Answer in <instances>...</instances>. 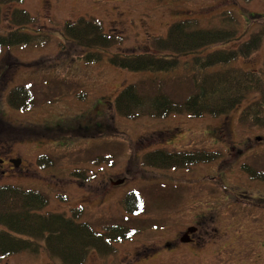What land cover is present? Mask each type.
<instances>
[{"label":"rangeland","instance_id":"1","mask_svg":"<svg viewBox=\"0 0 264 264\" xmlns=\"http://www.w3.org/2000/svg\"><path fill=\"white\" fill-rule=\"evenodd\" d=\"M11 6L23 7L35 18L23 32L48 40L37 38L0 52V156H19L24 168L0 174V185L41 192L47 198L45 213L70 215L81 209L79 221L95 231L111 224L129 229L130 237L116 243L113 252L91 250L83 264H229L228 227L238 224L240 231L247 215L241 211L246 203L242 194L228 216L231 188L238 194L249 183L239 161L250 164L255 156L252 164L264 168V127L241 122L244 107L259 93L249 94L223 115L191 117L181 112L157 117L144 105L143 112L130 119L113 107L124 85L143 80L146 91H152L149 81L161 82L165 93L181 100L192 90L191 71L181 64L168 73L128 71L112 66L108 58L152 51L150 39L164 36L173 21L191 17L200 27L221 26L225 11L234 14L241 39H247L264 25V0H23L2 6L0 31L13 29L7 20ZM79 17L100 21L107 34L118 38L100 51L99 61L85 60L86 48L63 35L62 25ZM185 59L190 60L180 58ZM263 60L264 40L231 65L261 73L264 80ZM17 85L30 94L26 111L14 110L6 101ZM157 149L206 152L216 159L179 168L145 165L144 154ZM202 173L208 175L202 179ZM247 188L246 195L254 190L253 184ZM131 191L140 199L134 213L121 202ZM258 214L252 210L248 216ZM187 227L198 228L202 243L171 244ZM0 264L61 263L40 247L37 254L0 257Z\"/></svg>","mask_w":264,"mask_h":264},{"label":"trees","instance_id":"2","mask_svg":"<svg viewBox=\"0 0 264 264\" xmlns=\"http://www.w3.org/2000/svg\"><path fill=\"white\" fill-rule=\"evenodd\" d=\"M23 0H0L2 6L21 4ZM221 26L200 27L194 18L173 21L164 36L150 39L152 51L142 53H116L108 58L112 66L128 71L171 72L178 67L191 71L192 90L181 100L174 99L157 85L149 81L153 90L146 91L144 81L124 85L116 94L114 111L126 118H135L147 105L148 112L157 117L171 113H185L191 117L218 116L227 114L243 102L251 93L259 97L244 107V124L264 127V80L261 73L243 71L231 65L239 57L246 58L257 50L264 40V25L252 32L247 39L237 27V19L230 11L223 12ZM13 29L0 31V52L12 45H25L46 35H31L22 30L34 24L35 19L22 8H13L7 15ZM65 39L88 51L85 60L99 61L101 50L107 49L118 38L107 34L101 23L92 18L79 17L62 25ZM236 41L234 48L209 47ZM99 50V51H98ZM92 51V52H89ZM180 58H190L181 61ZM264 71V60L262 65ZM154 78L150 79L153 80ZM7 103L16 110L31 106L30 94L25 86L11 88ZM215 157V156H214ZM206 152H168L157 149L143 156L145 165L159 168H179L210 162L216 158ZM140 201L135 192L123 198V205L131 213L136 212ZM47 205L44 194L16 185H0V257L21 252L38 253L43 247L50 258L61 264H83L89 252L110 254L114 245L130 237L125 226L111 224L102 231H95L79 221L81 209L72 210L70 215L43 212ZM129 231V232H128Z\"/></svg>","mask_w":264,"mask_h":264},{"label":"flooded vegetation","instance_id":"3","mask_svg":"<svg viewBox=\"0 0 264 264\" xmlns=\"http://www.w3.org/2000/svg\"><path fill=\"white\" fill-rule=\"evenodd\" d=\"M240 151V150H238ZM257 153L252 154L255 155ZM251 160L254 164L256 157ZM23 159L19 156L12 157L8 154H3L0 156V174L4 175L5 173L12 174L13 172H23ZM252 163H247L245 161H239V164H242L245 171L248 173L249 177L247 178L248 184H243V191L240 193H235L234 188L232 187L230 190L231 197L229 198L228 203V216L229 211H231V206L238 200L240 195L245 194V204L242 205L241 211L244 213H247L244 217L246 218V222L244 225L240 226V231H238V224L231 226H227L230 230L229 235V242L227 245V248L229 250L228 253V263L229 264H264V168H256L255 165ZM263 163V162H258ZM256 162V165L258 164ZM224 163L222 164V166ZM219 169V166L217 167ZM258 171L257 175H255L254 172ZM263 171V172H262ZM254 173V174H253ZM208 174L203 175V173L200 175V177L207 176ZM192 178H196L192 177ZM214 176H210L209 179L214 180ZM191 179V178H190ZM239 180L234 181L236 183H232L234 186H236ZM113 182V181H111ZM123 183V182H122ZM251 184H253L254 190L251 191V194L246 195V192L248 190L247 187H249ZM241 185V184H240ZM243 199V198H242ZM236 210V209H235ZM240 210V209H239ZM259 211L258 217L256 215L254 216H248L250 211ZM234 218H231V221H233ZM253 223V224H252ZM257 224V226H253L254 224ZM252 224V226L250 225ZM194 228V227H193ZM237 228V229H235ZM198 233V228L195 227L192 232L185 233L183 236H178V240L176 238L174 239L171 244L176 245L178 243L180 244H196L200 245L202 243V236L201 232ZM252 234L253 236L250 237ZM197 234V235H196ZM218 249V248H217ZM222 248H220L221 250Z\"/></svg>","mask_w":264,"mask_h":264},{"label":"water","instance_id":"4","mask_svg":"<svg viewBox=\"0 0 264 264\" xmlns=\"http://www.w3.org/2000/svg\"><path fill=\"white\" fill-rule=\"evenodd\" d=\"M192 231H193L192 228H188L187 231H186V233H188V232H192Z\"/></svg>","mask_w":264,"mask_h":264}]
</instances>
